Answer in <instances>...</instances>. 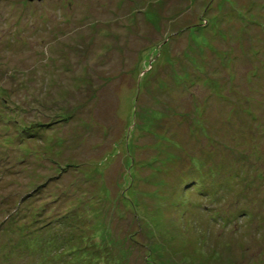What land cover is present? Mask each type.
Wrapping results in <instances>:
<instances>
[{
  "label": "rangeland",
  "instance_id": "obj_1",
  "mask_svg": "<svg viewBox=\"0 0 264 264\" xmlns=\"http://www.w3.org/2000/svg\"><path fill=\"white\" fill-rule=\"evenodd\" d=\"M0 264H264V0H0Z\"/></svg>",
  "mask_w": 264,
  "mask_h": 264
},
{
  "label": "trees",
  "instance_id": "obj_2",
  "mask_svg": "<svg viewBox=\"0 0 264 264\" xmlns=\"http://www.w3.org/2000/svg\"><path fill=\"white\" fill-rule=\"evenodd\" d=\"M8 227V226H7ZM25 228V226L23 225V226H21V224H19L18 222H16V228ZM54 242V241H53ZM27 243H29V241L27 242ZM30 244H33V242H30ZM52 245H54V244H52ZM63 248V247H62ZM86 248V247H85ZM66 250H68V248H66Z\"/></svg>",
  "mask_w": 264,
  "mask_h": 264
},
{
  "label": "water",
  "instance_id": "obj_3",
  "mask_svg": "<svg viewBox=\"0 0 264 264\" xmlns=\"http://www.w3.org/2000/svg\"><path fill=\"white\" fill-rule=\"evenodd\" d=\"M28 1L33 2V1H35V0H28ZM37 1H42V0H37Z\"/></svg>",
  "mask_w": 264,
  "mask_h": 264
}]
</instances>
